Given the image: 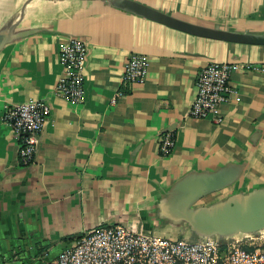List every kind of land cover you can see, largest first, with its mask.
<instances>
[{"label":"crops","instance_id":"crops-1","mask_svg":"<svg viewBox=\"0 0 264 264\" xmlns=\"http://www.w3.org/2000/svg\"><path fill=\"white\" fill-rule=\"evenodd\" d=\"M135 1L207 27L264 33V0ZM112 3L0 0V264H55L80 235L117 223L195 240L167 207L189 175L240 169L204 207L264 188V46L191 36ZM71 38L87 47L81 103L54 93L59 51ZM133 53L147 57V77L129 87L122 74ZM211 62L233 65L229 85L238 94L222 105L219 125L189 115L196 73ZM38 99L51 113L34 163L22 166L19 140L1 116L7 105ZM167 131L174 148L161 156ZM235 238L264 249V230Z\"/></svg>","mask_w":264,"mask_h":264},{"label":"built area","instance_id":"built-area-1","mask_svg":"<svg viewBox=\"0 0 264 264\" xmlns=\"http://www.w3.org/2000/svg\"><path fill=\"white\" fill-rule=\"evenodd\" d=\"M86 44L71 38L59 51L62 74L55 85V95L72 103H81L85 97L83 71L86 63ZM148 59L141 54H130L124 65L122 82L125 86L141 85L147 77ZM247 70L258 69L244 65ZM233 65L211 62L195 76V97L189 115L209 120L215 125L223 121L222 105L238 100L235 89L229 85ZM119 96L122 92H119ZM115 99L111 100L114 103ZM45 100H30L7 105L1 119L9 126L19 145L17 156L22 166L35 161L39 136L50 116ZM172 131L159 138V152L167 156L174 148ZM55 264H264V249H247L235 237L195 240L171 239L154 233L137 231L117 223L99 226L80 235L71 246L64 248Z\"/></svg>","mask_w":264,"mask_h":264},{"label":"water","instance_id":"water-1","mask_svg":"<svg viewBox=\"0 0 264 264\" xmlns=\"http://www.w3.org/2000/svg\"><path fill=\"white\" fill-rule=\"evenodd\" d=\"M113 6L132 15L176 31L213 41L264 46V33H247L192 23L164 13L135 0H113ZM0 36V49L3 46ZM240 169L227 165L216 171L189 175L177 182L168 193L167 207L175 224L188 227L194 239L232 238L254 235L264 230V188L240 193L209 206L197 204L209 195L233 185Z\"/></svg>","mask_w":264,"mask_h":264},{"label":"rangeland","instance_id":"rangeland-1","mask_svg":"<svg viewBox=\"0 0 264 264\" xmlns=\"http://www.w3.org/2000/svg\"><path fill=\"white\" fill-rule=\"evenodd\" d=\"M204 205H207V201H206V200H205V201L203 200V201H201L200 203H198V204H197V207H202V206H204ZM186 236H187V235H182L181 238H182V239H188Z\"/></svg>","mask_w":264,"mask_h":264}]
</instances>
